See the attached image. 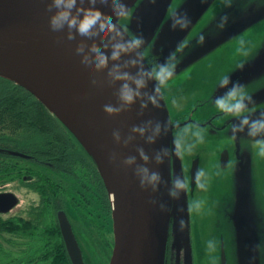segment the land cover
Wrapping results in <instances>:
<instances>
[{
  "label": "water",
  "instance_id": "water-1",
  "mask_svg": "<svg viewBox=\"0 0 264 264\" xmlns=\"http://www.w3.org/2000/svg\"><path fill=\"white\" fill-rule=\"evenodd\" d=\"M162 2L74 0L54 23L65 4L0 0V76L38 97L93 157L113 209L110 264H164L171 221L176 239L187 244L186 263L193 264L187 192L175 188L184 177L174 125L141 44L127 47L155 22ZM118 4L125 6L123 15L117 14ZM261 9L234 27L264 17ZM128 14L125 25L121 21ZM86 25L87 39L81 36ZM120 44L126 50L116 47ZM100 57L107 63L101 64ZM125 86L132 92L130 101L122 96ZM152 174L159 179L153 182ZM60 221L73 263L86 264L68 217L61 215Z\"/></svg>",
  "mask_w": 264,
  "mask_h": 264
},
{
  "label": "rangeland",
  "instance_id": "rangeland-1",
  "mask_svg": "<svg viewBox=\"0 0 264 264\" xmlns=\"http://www.w3.org/2000/svg\"><path fill=\"white\" fill-rule=\"evenodd\" d=\"M261 8H264V0H163L155 22L140 39L144 55L152 54L160 62H173L176 70L172 71L183 72L164 84V89L160 86L169 116H177L188 109L194 118L213 117V127L218 129L214 130L217 132L214 145L201 147L205 159L202 175L195 190L187 194L196 234L197 264H218L219 247L223 241L228 247L229 264H264V202L253 205L254 220L251 222L243 219V209L238 217L229 215L227 210V204L230 206L236 201L240 204L239 199H246V190L248 199H264V133L247 137L250 125L242 126V121L233 119L243 116L250 121L264 118V17L244 27H234ZM178 18L190 23L181 26ZM219 55L229 56L231 60L241 58L242 61L236 66L229 63L223 68L222 64L214 62ZM199 59L207 62L196 66ZM225 74L230 75L231 80L227 86L221 87L219 80ZM236 82L243 84L252 97L251 101H246L249 111L239 116L226 114L215 105V98L225 95ZM190 127H187L188 133H209L196 130V126V131ZM230 139L234 142V150L238 149L239 140L244 166L241 167L235 159L228 168L215 171L213 180L209 167L213 161L212 153L219 151L221 144ZM183 142L187 155L202 144L195 138ZM41 168L47 169V166ZM257 191L258 194L253 195ZM25 192V188L14 192L20 202L8 213L27 209L33 197L38 198L35 192ZM69 210L86 260L90 264H109L108 257L98 253L77 212ZM22 214L26 215L25 212ZM251 234L252 251L249 254L245 239L247 235L251 238ZM8 237L10 241L18 238L15 234ZM14 242L16 246L4 245L0 264L19 262V241ZM191 256L193 258V252Z\"/></svg>",
  "mask_w": 264,
  "mask_h": 264
},
{
  "label": "flooded vegetation",
  "instance_id": "flooded-vegetation-1",
  "mask_svg": "<svg viewBox=\"0 0 264 264\" xmlns=\"http://www.w3.org/2000/svg\"><path fill=\"white\" fill-rule=\"evenodd\" d=\"M146 58L149 64L153 67L157 80L159 81L160 86L162 85V88L164 84L169 83L171 79H175V77L177 78L179 74L183 73V72L174 73V71H172V70H176L175 68L171 69L172 65H174L173 62H169V61L160 62L158 58L153 57L152 54L146 56ZM240 59L241 58L231 60L229 56L224 58V56L219 55V59H214V62L222 64L223 68H225L229 63H232L234 66L238 65L242 61ZM205 62H207V60L199 59L195 62V64L197 66ZM163 67H168V68H165L163 71H160ZM157 74L159 75V77ZM3 107L4 108L0 109V194H6L7 196L0 195V215L4 216L6 219H9L10 217L16 214L19 216V219L21 221L20 222L21 228L20 231L18 232V236L20 238L19 240L20 261H27L26 264H44V262L41 261L40 258V252L42 248L41 241L43 239H50L51 235L50 237L46 236V234H48L45 233L47 226L44 232L39 230L40 229L39 228L40 226H38L39 218H40L39 215L47 202L44 201V203H42V197L39 190L32 187L35 186V184L40 180V179L38 180L33 174V168L34 169L36 168L38 170H45L46 172L49 173L52 172V174L56 176L59 174V172L58 170L55 169V167L51 162L42 161L37 155L24 151L25 146L27 145L26 143L27 139L22 140L21 143H19L21 149L19 148V146L17 148H14L16 147L15 145H10L9 143L10 138L14 140L15 139L19 140L20 132H22V127L20 125L16 127L13 124L14 123L13 120H10V118L8 117L9 114L8 105L3 104ZM191 115H192L191 112L187 109L186 111H184V113H181L177 116H171V122L174 125V139H175L174 146L175 148L178 149L179 156L182 162L184 184L187 194H190L193 191L192 189L195 190L202 175L203 163L205 159L203 157L201 147L203 145L212 147L216 142L215 139L217 135V132H215L214 130H218L215 129V127H213L214 126L213 117L194 118V115L192 116ZM244 118L245 116L233 117V119L236 120V122L243 121ZM195 126L197 127L196 130L209 131V133H203V134L188 133L187 127H190L191 129L195 130ZM15 135H18V137H15ZM249 135L250 134H247V137H249ZM187 138H195L198 141L202 142V144L199 145V148L192 149L190 153H188V155L187 153H184V149H183V145H184L183 140ZM29 144L31 146H36L31 142H29ZM221 145L222 147L219 151L217 149L212 153L213 161L211 162V165H209V167L212 169L213 180H214L215 171L228 168L232 163V161L235 159L239 162L241 167L244 166V164L242 163L243 158L241 151L239 149L240 143L238 139H237L238 149L236 148V150L232 148L234 146V142L232 139H230L228 142L225 141L224 144ZM13 151L20 152L22 154L21 155L14 154ZM172 159L174 161L175 156H173ZM45 165L47 166V169L41 168V166H45ZM101 178L99 174L96 172V170L92 173L91 168L84 167L81 172V179H80L84 186L83 189L80 190L74 188L72 183L63 186L64 203L62 201V203L59 206H57V203L53 204L55 220H56L55 222L57 223L59 228V235H57V238L54 239L53 241L49 240V242H56L58 239H60V243L63 245L54 249L51 248L52 246H47L45 247L46 248L45 252L66 251L69 254V250L67 248L61 227V221H60L61 215H66L68 217L72 225L73 231L75 233V236L80 244L73 223L68 214V209H70L71 212L72 210L73 211L75 210L77 212V215L79 216L81 223L86 228L87 233L90 235L91 240L94 243L98 253L104 257L107 256L108 260L110 261L115 245V231H114L115 225H114L113 209L111 204H110L111 205L110 210L107 213L105 212L106 211L105 184L103 179ZM21 188L26 189L25 192L26 194L28 192H35L38 198L34 196L33 200L30 201L27 209H22L21 211H18L16 213H8L9 210L14 208L20 202L19 196H17L14 192H16V190H19ZM87 190H91L92 193L88 194ZM255 194H258V191L253 193V195ZM187 198L189 199L188 196ZM239 201L240 204L238 201L232 202L230 206L227 204V210L229 215H235L238 217L239 211L243 209L242 212L243 219L246 222L247 221L251 222L252 220H254L252 218L253 205L264 202V199L249 198L248 202L240 199ZM13 204L15 205L11 209L6 210L10 205ZM22 212H25L26 215L22 214ZM188 212H189V222H190V248H191V253L193 252L192 263L197 264L195 260V254L197 253L196 234H194V229H193L192 207L190 208L189 205H188ZM262 215H264V213ZM245 243H246V248L250 254V252L252 251V234H251V238L250 235L246 236ZM186 250H187V244L183 241L176 239L173 232V222L171 221L169 225L167 240H166L164 264H187L186 256H185ZM84 258H85V263L90 264L86 260L85 256ZM71 264H74L73 261L71 262ZM218 264H229L228 247L225 241H223L219 247Z\"/></svg>",
  "mask_w": 264,
  "mask_h": 264
},
{
  "label": "trees",
  "instance_id": "trees-1",
  "mask_svg": "<svg viewBox=\"0 0 264 264\" xmlns=\"http://www.w3.org/2000/svg\"><path fill=\"white\" fill-rule=\"evenodd\" d=\"M130 14L122 19L121 22L123 24L128 21ZM3 104L8 105V117L10 120H13V124L16 127L19 125L22 127L19 140L10 138V145H15L16 147L14 148L19 146L21 149L19 143L27 139L24 151L37 155L42 161L51 162L59 172L56 176L52 172L49 173L45 170L33 168V174L40 180L32 187L39 190L42 203L44 201L47 202L40 215L38 214L40 216L39 230L44 232L47 226L45 233L48 234L46 236L50 237L51 235L50 239H43L41 241V261L44 264H71L72 261L66 251L45 252V247L47 246H52L51 248L54 249L63 245L60 243V239L56 242H49V240L53 241L59 235L53 204L57 203V206H59L62 201L64 203L63 186L72 183L74 188L83 189L84 186L80 179L84 167L91 168L92 173L96 170L100 178L102 177L101 179H103V176L93 157L80 140L38 97L13 80L0 76V109L4 108ZM15 137H18V135H15ZM29 142L36 146H31ZM87 193L91 194L92 191L87 190ZM110 204L111 201L105 184L106 213L110 210ZM20 222L17 214L9 219L0 215V254H3L5 251L6 247L4 245L6 243L10 246H16L14 240H20L18 236L21 228ZM10 234H15L18 238H13L10 241L8 237ZM26 263L27 261L19 260L17 264Z\"/></svg>",
  "mask_w": 264,
  "mask_h": 264
},
{
  "label": "clouds",
  "instance_id": "clouds-1",
  "mask_svg": "<svg viewBox=\"0 0 264 264\" xmlns=\"http://www.w3.org/2000/svg\"><path fill=\"white\" fill-rule=\"evenodd\" d=\"M56 3L57 5L65 4L66 8L64 11H61L56 17L53 18L54 23L60 20V18L65 17L67 10L70 9L74 5V0H56ZM124 12H125V6L123 4H118L117 14L123 15ZM173 14H175V12ZM96 19H99V18H96ZM177 22L180 23L181 26H184V27L187 26V23H190V21H186L184 18H178ZM90 35L91 33L87 31V25L85 26V28L81 29V36L83 38L87 39L90 37ZM140 43H141V40L139 38H134L131 42H129L127 47H134V46L139 45ZM116 47L118 49L124 48L126 50V46L122 44L117 45ZM119 54H120L119 51H117L113 55L114 57H118ZM100 63L106 64L107 63L106 58L100 57ZM165 68H168V67H163L160 71H163ZM171 69H174V65H172ZM230 80H231V76L228 74H225L221 76L219 80V85L221 87L227 86ZM137 83L142 85L144 81L137 80ZM122 96L125 100L130 101L133 99L132 92L130 89L127 88V86H125V89L122 92ZM251 100H252V97L245 90V86L243 84H240L239 82H236L228 89L225 95H223L222 97L215 98V105L220 111L226 114L239 116L241 113L249 111L246 101H251ZM112 110L113 109L111 108L109 109V111H112ZM248 125H250V128H249L250 135L257 136L261 133H264V118L250 121L247 117H245L242 121V126H248ZM158 179L159 177L157 174H152L151 180L153 182L157 181ZM184 187H185L184 182H182L179 179L175 181V188L181 189ZM172 195L178 196L179 193L173 190Z\"/></svg>",
  "mask_w": 264,
  "mask_h": 264
}]
</instances>
